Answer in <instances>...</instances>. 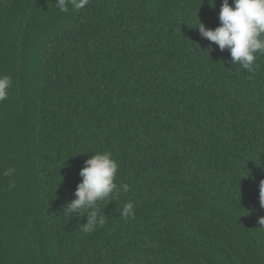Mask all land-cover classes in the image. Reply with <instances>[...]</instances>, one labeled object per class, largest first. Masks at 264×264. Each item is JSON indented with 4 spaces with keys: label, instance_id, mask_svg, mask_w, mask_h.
Returning a JSON list of instances; mask_svg holds the SVG:
<instances>
[{
    "label": "trees",
    "instance_id": "1",
    "mask_svg": "<svg viewBox=\"0 0 264 264\" xmlns=\"http://www.w3.org/2000/svg\"><path fill=\"white\" fill-rule=\"evenodd\" d=\"M55 3L0 0V264H264V56L249 78L201 36L223 0ZM97 152L129 190L85 234Z\"/></svg>",
    "mask_w": 264,
    "mask_h": 264
},
{
    "label": "clouds",
    "instance_id": "2",
    "mask_svg": "<svg viewBox=\"0 0 264 264\" xmlns=\"http://www.w3.org/2000/svg\"><path fill=\"white\" fill-rule=\"evenodd\" d=\"M89 0H56L54 4L58 10L67 11L71 4L74 10L84 9ZM223 0L220 8L219 20L221 26L215 30L207 29L198 19L201 36L218 45L221 51H229L231 61L236 66L247 71L249 78L258 67L257 60L264 56V0ZM13 80L8 75H0V103L9 97ZM119 163L113 158L111 152H97L86 160L80 171L82 182L75 191V199L67 204L63 214L70 218L83 216L87 223L80 226L85 234L103 228L107 217L100 212V204L109 198L117 199L121 189L129 190L127 184L118 185L117 174ZM16 172L15 168L4 170L3 175L10 177ZM15 185L10 184L9 188ZM260 203L264 207V181L260 182ZM124 218L134 216V204H124L119 213ZM264 225V217L259 219ZM264 229V228H262Z\"/></svg>",
    "mask_w": 264,
    "mask_h": 264
},
{
    "label": "rangeland",
    "instance_id": "3",
    "mask_svg": "<svg viewBox=\"0 0 264 264\" xmlns=\"http://www.w3.org/2000/svg\"><path fill=\"white\" fill-rule=\"evenodd\" d=\"M65 11H63V13H64ZM62 21H60V20H58L57 21V27L60 25V23H61Z\"/></svg>",
    "mask_w": 264,
    "mask_h": 264
}]
</instances>
